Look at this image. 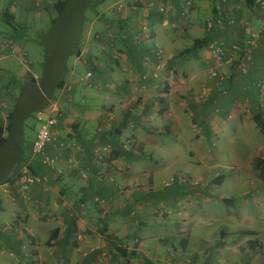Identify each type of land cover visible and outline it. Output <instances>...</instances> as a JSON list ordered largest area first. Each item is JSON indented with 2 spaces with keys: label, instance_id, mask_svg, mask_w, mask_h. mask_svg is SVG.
Returning a JSON list of instances; mask_svg holds the SVG:
<instances>
[{
  "label": "rangeland",
  "instance_id": "374dc122",
  "mask_svg": "<svg viewBox=\"0 0 264 264\" xmlns=\"http://www.w3.org/2000/svg\"><path fill=\"white\" fill-rule=\"evenodd\" d=\"M56 1L0 0V119L3 124H7V115L16 102V78L32 73L39 79L45 65L46 53L42 55V52L45 49L50 54L54 41L59 44L58 56H67V49L71 41L77 39L83 24L82 16L85 15L84 29L78 39L80 53L75 56L68 54L67 57L69 73L65 83H70L71 89L63 93L58 89L49 102L59 101L63 118L68 120L62 125L64 129L73 123L82 126L84 123L81 121L93 119L90 115L94 113L100 122L88 128L92 130L98 126L100 132L107 133L114 127H120L124 116L131 113L120 145L133 156L116 158L113 164L117 146L111 141L95 142L86 151L81 150L82 147L74 151L80 165L71 169L82 181L108 177L116 188L115 195L128 204L132 202L133 214H123L121 222H109L113 233L119 237V243L148 256L153 264H240L239 260L232 258L231 250L246 251V242H241L236 233L239 229H250L255 232L250 234V239L256 241L250 243L248 264H264V132L254 120L252 108H255L257 99L252 94L253 90L250 93L238 92L237 96L234 90L226 89L234 79L240 83L250 74V62L245 70H239L241 57L228 61L233 57L236 45L239 51L244 44L222 42L224 49L214 50L209 58L206 53L194 57L191 51L187 57L172 59L164 46L157 42L163 51L157 63V58L148 53L151 48L149 42H143L145 37L139 32L143 44L134 42V36L132 40L146 49L141 59L132 61L134 68L129 66L132 73L128 76L136 86L133 88L132 83L126 86L128 78L121 68L124 48H120L122 44L118 40L125 33L109 22L120 17V13L107 8L118 0H74L69 17L60 19L54 28L59 33L57 39L45 44L43 40L52 36H45L41 28L57 15ZM238 4L240 8H237ZM244 6V0L234 1L236 10L241 11ZM4 13L13 16V23L26 27H18L22 31V39L13 38L10 27L4 22ZM210 14L211 8L204 15ZM250 27L258 30L251 24ZM131 28L137 27L133 25ZM177 30L178 27H172L171 31L176 33ZM153 33L156 34L151 26L150 36ZM189 44L192 42L185 46L190 47ZM206 49L210 51L209 46ZM102 62L106 63L105 66L111 65L109 74H99V70H95L94 66L100 68ZM123 68L126 69L125 65ZM88 72H91L89 78L86 77ZM259 92L258 102L264 107V89ZM215 99L220 105L214 104ZM37 103L38 99L31 98L30 92L26 91L14 109L16 114H23L25 118L28 141L34 139L38 129L34 117ZM134 116L138 119L134 120ZM72 132L74 134L75 131L72 129ZM97 145H108L109 151L94 156L92 149ZM109 165L112 170L105 171V166L108 168ZM93 166H104V171H93ZM114 175H120V178H114ZM220 175L223 176L222 182L213 183L212 180ZM106 202L105 198L98 197L94 204L101 206ZM43 217L42 214L34 220L19 217L9 223L3 222L7 230L16 232L19 237L32 228L37 248L24 249L28 254L24 261H18L12 253L0 255V264H54L53 261L41 260L43 255L50 256L53 251L48 246V237L53 229L64 230L69 222L57 219L56 215ZM99 217L90 222H96ZM70 227L83 232L86 228V233H94L98 242H105L103 233L91 225L74 220ZM227 234L235 235V241L223 255L221 252L216 254V239ZM184 239L183 247L181 240ZM70 249L65 252L69 260L66 263L80 264L82 257L78 253L74 260L68 258L67 254H75L73 247ZM101 257L95 264H146L142 258L111 263Z\"/></svg>",
  "mask_w": 264,
  "mask_h": 264
},
{
  "label": "crops",
  "instance_id": "0c3cea01",
  "mask_svg": "<svg viewBox=\"0 0 264 264\" xmlns=\"http://www.w3.org/2000/svg\"><path fill=\"white\" fill-rule=\"evenodd\" d=\"M133 1H136L135 3L138 4L139 8H141L140 6L144 8L145 4L154 0ZM182 1L183 0L164 1L168 4L169 7L171 6V9L167 13V15H165H169L168 19L166 17L163 19L161 15L153 11V13L151 12L150 17H148L149 13H147V20H145L144 15L146 14V11H144L143 8L137 11L126 10L120 13V15L124 20L131 19L129 21L130 25L128 24L127 27H131L133 25L138 26L139 24L148 21L150 27L152 26L156 32V34H152V46L154 45V40L156 43L159 42L164 46L165 52L168 53L169 56L172 57V59H182L189 56L188 53H190L191 50L187 51L189 47L185 45H187V43H189L190 41L193 43L196 38H210L211 42L221 40L226 44L240 43L243 45L246 38V35L242 29L243 22H248L252 27H255L258 30H262L264 32V11H257L253 8H248L247 6H244L243 10L238 11L234 7L235 0H226L225 2H222V0H192L193 5L191 8L193 9L190 10V14L187 18L183 16L184 11L181 6ZM179 8H182L181 14L179 13ZM210 8L212 9L213 15L210 14L205 16V12L207 13ZM212 17L215 20H217L218 18L223 20V25L215 26L212 30H208L206 21L207 19H210ZM202 22H204V24L201 26ZM172 27H178L176 33L171 31ZM181 31H183L182 34H180ZM208 46L209 45L205 46L203 49H200L198 52L193 53L194 57L206 53V57L209 58V55L212 54V52H208V50L206 49ZM120 48H124V64L122 65L120 63V65H122V73L127 75L128 78L126 86L132 83V87L136 88L133 81L131 80L132 77L128 76L130 73H132L131 71H129V66L131 65L134 68L135 65L132 61L136 62L137 59H141V54L145 52V49L143 48L141 50H136V48H131L127 46V44L120 46ZM133 50H136L137 52L134 53L132 52ZM255 55V62L250 68V74L248 76H245L248 78L242 79L240 83L236 81L237 79H234V83L229 85L230 87H226V89L232 91L234 90L235 93H237V96L239 95L238 92H240L241 94L250 93V91L253 90L254 93L252 94H254V97H256V99H260L261 94L259 90L261 89L256 86L254 87L253 85H251V83L255 82V80H259L260 78H264V48H261L259 50L257 49L255 51ZM171 63L174 62L171 61ZM105 64V62H102L100 69L97 66V68L99 69V74L110 73L112 69L110 67L111 65L105 66ZM124 65L126 69L123 68ZM231 70L233 72L234 69L232 68ZM217 99L214 100L215 105L219 104V100ZM90 116L94 118L87 120V122H85L84 120L81 121V123H84L83 125L85 126L80 125L79 132H77L78 134L74 132L75 135L72 132V124L67 129H64V126L62 125L65 124L68 120L67 118H63L58 128L60 135L64 138H69V140L71 141L74 140L76 142L77 149L78 147H82L84 151H86V148L88 146L90 147L92 143H107L109 141L116 145V148H118L117 150L119 151L120 147L118 145H120L122 134L124 132V129L127 128L128 123L127 125L122 127L121 134H119L118 137L114 139L110 134V130H108L107 133H102L99 131V129L101 128H99L98 126H95L92 130H90V128H88L89 125H94L95 123L100 122V118H98V116H95L94 113H91ZM126 116L129 117L127 114L124 117L126 118ZM133 118L134 120L138 119L137 116H134ZM122 122L121 124H123ZM31 143L32 142L29 141L30 147ZM48 151L51 153L52 149L49 147ZM83 154L84 153H81V155ZM76 155L79 156L78 153H76ZM123 157L124 155L120 157V153L114 155V159L112 158V163H116V158ZM87 161L89 162L90 158L87 159ZM89 164H91V162ZM21 168V171H27L32 174L39 175L43 181L40 184L33 186L32 190L30 191L32 196V199L30 200H27L23 197L17 186L15 187V185H13L11 187L10 183L0 184V188L3 189L0 192V222L2 223H0V255L12 253L17 257L18 261H24L26 260V258H28V254L25 251L28 248H37V238L32 228H30V230H28L29 232H26L25 235L19 237L16 232L7 230L3 222L9 223L13 219H18L19 217L24 220H26L27 217L30 220H34L38 219L43 214V218H49L50 215H56L57 219L64 222H69V224L64 228V230H61V228L58 227L55 228L56 230H58V233L54 236V238L51 239L55 231V229H53V232L50 234L47 240L48 246L50 248H53V251L50 252V256L43 255L41 259L42 261H53L54 264H67L69 260L66 259L65 252L70 251V247H73V252H75V254L73 256H69L67 254L68 258L70 260H74L76 254L78 253V256L82 257V261L80 262V264H95V262L98 260V258L101 257V255V258H106L108 260L109 247L106 242L102 244L98 242L94 233H86V228L83 232L81 230H73L70 226L73 221L76 220V223L78 222L91 225L92 227H95L96 231L101 233L100 225L101 223H105L112 234L119 239L117 234L113 233V228L112 226H109V222L112 220H119L121 222V220L124 218L123 214H127L129 212L130 214H133L134 211H132V208L134 207L131 206L132 202L128 204L127 202L121 200L118 195H115L116 188L113 186V183L109 181L108 177H106L104 180L91 178L89 180L82 181L79 178L77 179L75 171L71 170L72 167L67 165H65L63 174L59 177H56L51 168L43 165L37 158L30 159L29 156L27 158V161L22 164ZM112 168L113 167L110 165L108 168L107 166H105V171H107V169L108 171H110L112 170ZM92 170L101 172L104 171V166L100 168H95V166H93ZM129 173L132 172L130 171ZM114 178L118 179L120 178V175H114ZM98 197H100L101 199L105 198L107 201L106 204H100L101 206L95 205L94 203L96 200H98ZM112 205H115L116 207H113ZM99 215L100 217L96 222H90V220L95 221L97 219L96 217H98ZM240 215L248 216V214ZM50 218L54 217L51 216ZM246 221L249 222V220ZM247 230L239 229V231L237 230L238 233H236L237 238H240L241 242H246V251L242 253L236 252V249L234 248L231 250L233 252L232 258H234L235 260H239L240 264H242V260H245V264H248L250 260V234L244 233ZM233 236L227 234L224 237L216 239V242L218 244L216 246V254L221 252V254L223 255V252H225L229 245H231L232 242L235 241L236 238H234ZM39 256L40 254H38V257ZM146 257L148 258V256Z\"/></svg>",
  "mask_w": 264,
  "mask_h": 264
},
{
  "label": "trees",
  "instance_id": "16d2710c",
  "mask_svg": "<svg viewBox=\"0 0 264 264\" xmlns=\"http://www.w3.org/2000/svg\"><path fill=\"white\" fill-rule=\"evenodd\" d=\"M245 5L248 8H254L255 7V0H244ZM98 2H104V0H98ZM74 0H57L55 2V10L57 12V15L49 21V23L44 27L41 28V31L44 32L45 36L51 35V38H46V41L43 40V42L46 44L48 42H53L55 39H57L58 34L56 33L55 29L57 25L60 22V19L63 17H69ZM84 6V5H83ZM81 6V7H83ZM143 8L142 6H140ZM182 8H179V13L181 14ZM153 13V12H152ZM151 12L149 13L148 17H150ZM157 14L161 15L163 19L168 16H165L162 13L157 12ZM120 15V14H119ZM131 17V16H130ZM129 17V18H130ZM85 15L82 16V22L83 24L80 27V30L77 35V39L71 41V44L69 46L68 54L69 55H78L80 53V48L78 46L79 38L82 35L83 29H84V23H85ZM131 20V19H130ZM130 20H124L123 17L111 19L109 22H112L116 24L124 33L126 31L125 35H122L123 37L118 40L122 46L127 44V46L133 48L135 46L136 48L140 49H146L142 45H137L135 44L132 40V34L128 32V29H130L128 24L130 25L129 21ZM4 22L10 27L12 33H13V38L15 39H22L23 35L21 34L22 31L18 29V27H22L23 29L26 28L24 25H20L19 23H13V16L8 13H4ZM53 33L56 34V36H53ZM71 36V35H70ZM138 36V35H137ZM152 36V35H151ZM153 38V36H152ZM36 43H39L38 39H35ZM76 41V42H75ZM155 42V41H154ZM138 44H143L141 42H138ZM151 48L153 47L151 42H149ZM211 44V39L207 38H196L192 45L188 48L187 51H192V53L198 52L200 49H203L205 46ZM53 47L50 49V54L43 50L42 52L45 54V65L42 69V74L39 79H36L32 73H27L25 77L19 78L17 80L18 84V93L16 96V102L13 107V109L8 113L7 115V124H3V121L0 119V184L3 183H10L11 187L14 185L15 179L18 177L19 173L21 172V166L24 162L27 161V158L30 153V144L29 141L27 140V136L25 134V118L23 114H16L15 108L16 105L19 102L20 97L22 96L23 92H30L31 98H36L38 99L37 103V109L39 110L43 107H45L49 103V99L52 98L53 96L56 95V92L58 89L62 88L63 84L65 83L66 77L68 76L69 73V63L67 56L62 58L58 56V49H59V44L57 41H54L51 43ZM69 45V43H68ZM147 47V46H146ZM149 48L148 53L150 56H153L154 53H152V49ZM136 49V50H138ZM148 49V47H147ZM136 50H133L132 52H137ZM147 53V52H146ZM153 54V55H152ZM254 64V63H253ZM252 64V66H253ZM95 70H99L97 66H94ZM59 70H61V74H59ZM264 71V70H263ZM264 78H260L259 80H255V82H252L251 85L254 87H258V82ZM255 113H254V120L257 122V125L261 128V130L264 132V107L260 105L258 102V98L256 100V106L255 108H252ZM257 111H256V110ZM162 111V110H161ZM19 115V116H18ZM128 116L131 115V113L127 114ZM129 117L126 116L123 120V124L119 127H114L113 130H110L111 136H113L114 139L118 137L119 134H121V127L127 125ZM72 129L75 132H79V124L73 123L72 124ZM208 129V127H207ZM32 142V141H31ZM32 146V143H31ZM120 147V150L115 152L114 155L120 153V155H124V157L127 156H133L131 152L126 151L121 148V145H118ZM223 179V176H218L214 178L212 181L213 183H221ZM1 203V199H0ZM100 231L104 235V239L106 244L109 247V253H108V259L109 262L111 263H120L123 259H129V258H136V259H144V262L146 264H153V262L148 259L146 256H144L141 252H138L136 249L129 250L125 245H122L119 243V239L112 234V232L108 229L107 225L105 223H101L100 225ZM58 233V230L55 229L54 236ZM244 233L248 234H255L254 231L252 230H247ZM181 245L184 247L185 239L181 240ZM256 240L252 239L250 240V243H255ZM218 244L216 243L215 247ZM214 247V248H215ZM211 248V247H210ZM192 259V258H191ZM193 262V261H192Z\"/></svg>",
  "mask_w": 264,
  "mask_h": 264
},
{
  "label": "built area",
  "instance_id": "2783aa9c",
  "mask_svg": "<svg viewBox=\"0 0 264 264\" xmlns=\"http://www.w3.org/2000/svg\"><path fill=\"white\" fill-rule=\"evenodd\" d=\"M225 1L226 0H222V2ZM135 2L136 1L133 0H118L111 3L107 8L111 12L118 13H122L126 10L137 11L141 8H139L138 4ZM192 5V0L182 1L181 6L183 8V16L185 18L189 16ZM240 7L241 5L238 4L237 8ZM255 7L264 10V0H255ZM143 9L146 11L144 17L145 20H147V13L155 11L167 15L171 9V6L169 7L164 1L154 0L145 4ZM206 25L208 30H212L215 26H222L223 20L219 18L217 20L210 18L207 19ZM136 27L137 28L129 27L130 29H128V32H130L135 37V42L138 43L141 41V38L137 36L139 35V32H141V34H143L145 37V41L143 42L146 43L152 41V37L150 36V25L148 21H145ZM242 29L246 35L244 46L243 48L240 47L239 51H237L239 46L234 44L236 45V51L233 52L232 58H228V61H232L237 57H241L242 61L238 63L239 70H245L247 68L248 62H250L251 66L254 63V52L259 48H264V32L262 30H254L250 27L248 22L242 23ZM222 42L224 41H213V43L209 44L210 51L213 52L214 50H223L225 44ZM152 48V53H154V57L157 58L158 63L160 62V59L163 55L162 48L156 42H154ZM89 76H91V72L86 74V77L89 78ZM258 87L261 90L264 89V79L258 82ZM60 89L61 93L69 91L71 89V85L70 83H65ZM34 117L38 122V129L34 139L32 140L29 158H37L43 165L51 168L56 177L62 175L65 165L79 168L80 162H78L76 157H74V151L77 149V145L73 141L62 137L58 130L59 124L63 119V113L59 106V101L54 99V101L49 102L45 107L37 110ZM49 147L52 149L51 153L48 151ZM81 150H83V148H81ZM92 151L94 156H98L102 152L109 151V146L97 145L92 149ZM42 181V178L37 174L21 171L18 177L15 179L14 185L15 187H18L25 199L30 200L32 199L30 191L32 190L33 186L40 184Z\"/></svg>",
  "mask_w": 264,
  "mask_h": 264
}]
</instances>
